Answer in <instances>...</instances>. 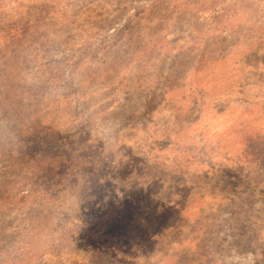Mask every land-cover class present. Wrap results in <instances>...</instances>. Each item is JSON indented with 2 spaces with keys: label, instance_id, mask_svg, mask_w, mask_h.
<instances>
[{
  "label": "rangeland",
  "instance_id": "rangeland-1",
  "mask_svg": "<svg viewBox=\"0 0 264 264\" xmlns=\"http://www.w3.org/2000/svg\"><path fill=\"white\" fill-rule=\"evenodd\" d=\"M0 121V264H264V0H0Z\"/></svg>",
  "mask_w": 264,
  "mask_h": 264
},
{
  "label": "clouds",
  "instance_id": "clouds-1",
  "mask_svg": "<svg viewBox=\"0 0 264 264\" xmlns=\"http://www.w3.org/2000/svg\"><path fill=\"white\" fill-rule=\"evenodd\" d=\"M27 83L30 85H37L39 83L38 79L35 77L29 78ZM7 139L8 141L15 143L16 136L15 133L7 126L4 121H0V140ZM83 180V177L79 178L78 183ZM70 204L73 210H78L80 207L79 200L77 197H70Z\"/></svg>",
  "mask_w": 264,
  "mask_h": 264
}]
</instances>
